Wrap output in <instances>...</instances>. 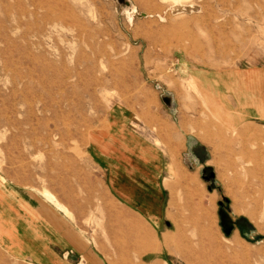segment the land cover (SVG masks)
Listing matches in <instances>:
<instances>
[{
  "label": "rangeland",
  "instance_id": "obj_1",
  "mask_svg": "<svg viewBox=\"0 0 264 264\" xmlns=\"http://www.w3.org/2000/svg\"><path fill=\"white\" fill-rule=\"evenodd\" d=\"M133 134L170 165L132 230L100 214L92 146ZM0 185L71 205L90 259L62 264H264V0H0ZM0 264L34 263L0 247Z\"/></svg>",
  "mask_w": 264,
  "mask_h": 264
},
{
  "label": "crops",
  "instance_id": "obj_2",
  "mask_svg": "<svg viewBox=\"0 0 264 264\" xmlns=\"http://www.w3.org/2000/svg\"><path fill=\"white\" fill-rule=\"evenodd\" d=\"M171 118L162 116L163 126L168 123L172 128ZM118 119V116L114 118L119 122ZM147 125H150L149 122H146ZM114 127L117 125L114 124ZM191 134L202 141L212 140L204 133ZM125 138L121 141L119 137H115L119 142L109 141V152L104 151L98 144L94 143L92 146L94 161L103 173L102 182L106 188L103 191L107 204L100 207L99 211L106 224H112L120 216L125 219L126 224H130L129 228L132 230L135 229L136 218L146 228V212L154 215L161 213L160 208L154 209L153 204L161 206L163 194L168 190L164 175L168 173L169 156L163 151L165 147L161 149L156 146L147 135L146 143L145 139L134 134ZM167 140L162 138V141ZM204 152L206 156L202 159ZM190 153V165L193 161L199 167H204V163L210 166L213 160L211 150L197 140L193 142ZM0 191V247L6 253L34 264H62L56 251L71 247L86 259H90V249L84 242L82 233H79L82 226H77L68 216L71 212L67 207L71 205L66 199L63 201V214H60L56 208L37 202L32 196L21 201L16 198V192L2 185ZM213 195L217 197L216 194ZM68 202L71 203L70 200ZM77 208L74 213H85L83 204L80 203ZM156 226L159 228V225ZM105 228H111V225Z\"/></svg>",
  "mask_w": 264,
  "mask_h": 264
}]
</instances>
